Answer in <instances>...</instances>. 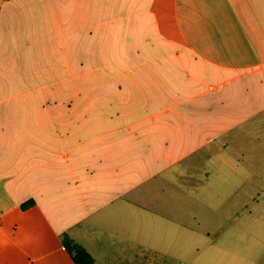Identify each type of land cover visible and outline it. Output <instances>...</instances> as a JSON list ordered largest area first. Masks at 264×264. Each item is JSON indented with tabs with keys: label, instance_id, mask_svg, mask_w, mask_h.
<instances>
[{
	"label": "crops",
	"instance_id": "0c3cea01",
	"mask_svg": "<svg viewBox=\"0 0 264 264\" xmlns=\"http://www.w3.org/2000/svg\"><path fill=\"white\" fill-rule=\"evenodd\" d=\"M255 190L264 0H0V264H157L208 200L264 264Z\"/></svg>",
	"mask_w": 264,
	"mask_h": 264
},
{
	"label": "rangeland",
	"instance_id": "374dc122",
	"mask_svg": "<svg viewBox=\"0 0 264 264\" xmlns=\"http://www.w3.org/2000/svg\"><path fill=\"white\" fill-rule=\"evenodd\" d=\"M254 193L259 203L251 207L253 215L263 217L264 190H255ZM241 195L242 191L239 192V197ZM239 208L241 209V206ZM189 212L191 213L190 210ZM199 217L200 222H195L191 215L186 212L184 219L197 227L200 225V231L196 234L191 233L190 237L175 232L173 244L169 239V243L164 247L169 252L156 254V257L153 255V258L157 260V264H222L216 258V238L219 239V222L215 220L213 200H208L206 208H200ZM263 223L264 220L262 219V221L257 220L255 224L262 225ZM226 224L224 221L223 225L227 226Z\"/></svg>",
	"mask_w": 264,
	"mask_h": 264
},
{
	"label": "trees",
	"instance_id": "16d2710c",
	"mask_svg": "<svg viewBox=\"0 0 264 264\" xmlns=\"http://www.w3.org/2000/svg\"><path fill=\"white\" fill-rule=\"evenodd\" d=\"M64 245L72 254L76 264H94V258L81 245L77 244L68 235L64 236Z\"/></svg>",
	"mask_w": 264,
	"mask_h": 264
}]
</instances>
